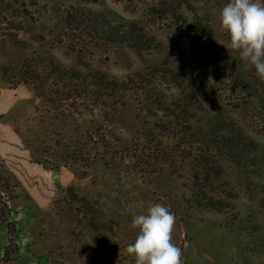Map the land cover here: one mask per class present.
<instances>
[{
    "label": "rangeland",
    "instance_id": "1",
    "mask_svg": "<svg viewBox=\"0 0 264 264\" xmlns=\"http://www.w3.org/2000/svg\"><path fill=\"white\" fill-rule=\"evenodd\" d=\"M98 1L94 8L115 22H141L158 48L139 55L127 46L89 43L83 32L66 28L62 12L71 0H19L16 8L32 19L6 13L11 22L6 29L0 17V33L17 37L10 41L0 34V92L6 88L0 94V177L8 180L13 173L20 182L16 188L9 180L7 191L0 184L18 248L10 261H2L9 238L0 221L6 232L0 235V264H37L21 256L19 246L24 251L25 244L36 255L46 253L49 264H135L125 250L138 234L132 218L153 203L175 214L173 243L182 249L183 264H264V83L228 48L229 37L220 30L219 11L228 0H190L195 11L185 8L189 21L200 15L210 35L183 29L182 38L173 33L170 19L150 21V9L160 0ZM19 24L21 31L15 29ZM25 62L41 73L54 63L82 74L99 71L108 80L161 65L184 75L206 73L213 93L207 110L225 115L255 144L257 163L243 168L224 160L221 182L230 195H218L231 207L222 212L198 208L186 165L177 174L175 166L163 162L150 167L126 158V147L134 140L145 145L143 134L154 123L144 108L148 88L128 91L119 105L112 96L44 99L31 85L13 91L3 77L2 69L17 71ZM161 80L152 81L159 90L167 86ZM77 83L70 82L67 90ZM30 161L52 177H38Z\"/></svg>",
    "mask_w": 264,
    "mask_h": 264
},
{
    "label": "trees",
    "instance_id": "2",
    "mask_svg": "<svg viewBox=\"0 0 264 264\" xmlns=\"http://www.w3.org/2000/svg\"><path fill=\"white\" fill-rule=\"evenodd\" d=\"M18 3L19 0L0 1V17L6 22L5 29L11 23L6 13L16 17L23 14L32 19L27 10L16 8ZM94 5L101 4L98 0H71L67 3L62 12L67 30L83 32L90 38L89 43L105 42L127 46L139 55L151 53L158 48V42L141 22H115L109 15L94 8ZM185 8L190 12L195 11L190 0H160L150 9V21L170 19L173 24L172 31L178 38L184 36L183 29L195 36L210 35L204 19L195 14L193 22H190ZM20 26L21 24L15 29L21 31ZM1 35L8 36L5 33ZM8 39L14 41L17 37L8 36ZM47 70L41 73L25 62L17 71L13 68L2 69V75L8 80L12 90L21 84L31 85L41 98L58 95L66 101L72 94L75 97L112 96L116 105H119L128 91L137 92L148 88L149 90L144 91L148 100L144 103V108L147 115L154 119V123L143 134L146 144L141 146L140 140H134L126 147V158L150 167H154L157 162H163L170 167L175 166L174 171L177 174L186 165L191 177V199L198 208L222 212L231 207L230 203L218 195V191L230 195L226 185L221 182L224 176V160H231L233 164L243 168L257 163L254 158L255 144L225 115L207 110V100L213 93L206 73L184 75L179 70L161 65L148 68L146 72H136L124 80H108L99 71L82 74L54 63H50ZM157 78L167 84L164 89L159 90L156 84H152ZM73 80L80 81V84L77 83L73 89L67 90L66 85ZM49 88H57V91H48ZM174 90L178 92L172 94ZM239 105L236 103L234 107ZM153 169L152 173L157 172L156 168ZM9 180H13L16 188L20 187L19 180L11 173L8 180L0 177L1 187L6 191L10 189ZM9 216L8 204L0 197V221L6 226L9 238V245L2 257L3 262L10 261L11 256L18 252L14 244L15 223ZM12 245L15 246L13 252L10 249Z\"/></svg>",
    "mask_w": 264,
    "mask_h": 264
},
{
    "label": "clouds",
    "instance_id": "3",
    "mask_svg": "<svg viewBox=\"0 0 264 264\" xmlns=\"http://www.w3.org/2000/svg\"><path fill=\"white\" fill-rule=\"evenodd\" d=\"M219 24L229 37L228 48L264 83V0H228L219 11ZM175 223V214L162 203L133 216L131 227L138 234L125 250L135 264H183L182 249L173 243Z\"/></svg>",
    "mask_w": 264,
    "mask_h": 264
},
{
    "label": "crops",
    "instance_id": "4",
    "mask_svg": "<svg viewBox=\"0 0 264 264\" xmlns=\"http://www.w3.org/2000/svg\"><path fill=\"white\" fill-rule=\"evenodd\" d=\"M10 91H12V90H10ZM13 91H16V92H22L23 90L22 89H20V88H18V89H16V90H13ZM3 92L6 94V88L2 91V92H0V94H3ZM28 94H26V96H27ZM0 158H3L2 157V153H1V148H0ZM4 159V158H3ZM29 164H31L33 167H34V169L35 170H33L35 173H37L38 175V177H46L47 179H49V178H51L52 177V174H49V170H45L42 166H40V165H38V164H36V163H33V162H29ZM11 165H12V163H11ZM9 166V165H8ZM9 168H10V170H12V171H14L17 175H19L21 178H22V180L24 181V179H23V175L16 169V168H12L11 166H9ZM2 224L0 223V235H2V236H5L6 237V232H5V229H4V227H2L1 226ZM7 241H6V239H5V242H2V244L1 245H3V246H5L7 243H6ZM20 245V244H19ZM20 247V254H21V256L23 257V258H25V257H27L28 258V262H32V260L33 261H35V263H37V264H49L50 262V258H49V256L45 253H42V254H38V255H36L35 253H34V250H32V248H30L29 250H28V244H25L24 245V251H22V245L21 246H19ZM3 250H4V248L3 249H1L0 250V254L3 252Z\"/></svg>",
    "mask_w": 264,
    "mask_h": 264
}]
</instances>
